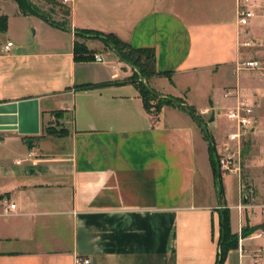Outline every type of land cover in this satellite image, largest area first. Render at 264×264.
<instances>
[{"label":"crops","instance_id":"crops-1","mask_svg":"<svg viewBox=\"0 0 264 264\" xmlns=\"http://www.w3.org/2000/svg\"><path fill=\"white\" fill-rule=\"evenodd\" d=\"M53 1L67 6V28L0 0L8 16L0 30V117L8 118L0 121V264H216L222 207L239 236L224 264H254L257 255L264 263V174L250 178L252 206L241 175L224 173L221 206L191 113L166 104L155 118L131 80L135 70L107 60L97 40L87 45L104 62L75 56L77 30L153 48L166 74L147 83L161 96L194 107L206 129L248 100L257 120L250 136L264 144V78L238 68L264 57V0H251L246 27L237 0ZM246 38L256 45L244 46ZM85 84L95 86L78 88ZM227 139L218 149H241Z\"/></svg>","mask_w":264,"mask_h":264},{"label":"trees","instance_id":"trees-1","mask_svg":"<svg viewBox=\"0 0 264 264\" xmlns=\"http://www.w3.org/2000/svg\"><path fill=\"white\" fill-rule=\"evenodd\" d=\"M22 10V13L36 14L45 20L49 21L51 24L56 25L58 27L67 28V24H61L59 22L54 21L53 19L47 17V15L39 9L31 0H16ZM48 2H54L53 0H47ZM69 14V10L67 15ZM8 27V16L2 15L0 16V30L5 31ZM94 34L96 37L101 38L103 41L108 42L113 46L117 56L124 62H127L132 66L135 70L134 74L131 77V80L135 82L141 92L143 97L146 109L151 114H155L154 117L157 118L160 109L162 106L166 104L176 105L180 107L186 108L194 119L198 122V124L202 127L203 132H205V137L209 140V153L210 160L212 165V170L214 174L215 186L217 189L219 203L222 206L223 204V173L221 172L219 161H218V152L216 142L207 134V129L205 128V122L201 118V115L197 112V110L192 106H187L182 104V100L178 98L172 97H163L159 92L153 89L145 79H150L154 76H158L162 73L157 69L156 66V51L153 48H135L130 44L119 39L115 34H102L98 32H94L92 30H77L76 36L77 38L81 36V34ZM94 51L88 49L85 44L79 43L76 41L75 44V56L78 61H89L93 59ZM95 85L85 84L79 85L78 88H91ZM158 98L159 102L156 105H152V101ZM155 108V110H152ZM204 124V125H203ZM220 238H219V253L217 257L216 264H224L228 252L238 247L239 245V236L234 233L231 226V215L230 210L228 208H220ZM254 229H257L254 228ZM250 229L248 227H244L242 229V235H246L249 233Z\"/></svg>","mask_w":264,"mask_h":264},{"label":"built area","instance_id":"built-area-1","mask_svg":"<svg viewBox=\"0 0 264 264\" xmlns=\"http://www.w3.org/2000/svg\"><path fill=\"white\" fill-rule=\"evenodd\" d=\"M237 10H238V23L240 26L246 27L249 25L254 12L251 9V0H237ZM245 33L246 30H244ZM244 46L253 47L256 45V40L253 38H246L242 43ZM13 46L12 41H8L5 45V50H10ZM95 60L97 62H104L105 59L101 54L95 55ZM239 69L257 71L264 74V57L243 59L238 62ZM231 90L226 92V96H234ZM220 113V112H219ZM225 115L229 120H231L235 126L236 130L228 134L227 138L230 142L237 141L239 146L241 145L242 138L247 136L256 127V116H255V106L248 100H240L236 105L226 109ZM218 161L220 165L221 172H237L241 174V153L240 148L238 151L233 150L228 143H225L222 149H218ZM244 198L251 202L252 206H255V200L257 198V188L254 183L244 184L243 191ZM261 208V214L264 219V202L259 205ZM16 205L10 203L5 206L6 213H10ZM242 205L239 209H242ZM259 237L264 239V228L258 233ZM77 264H92L91 260L88 258H77ZM254 264H264L261 260V256L257 255Z\"/></svg>","mask_w":264,"mask_h":264},{"label":"rangeland","instance_id":"rangeland-1","mask_svg":"<svg viewBox=\"0 0 264 264\" xmlns=\"http://www.w3.org/2000/svg\"><path fill=\"white\" fill-rule=\"evenodd\" d=\"M31 1L34 4H36V6L39 7V9H41V11H43L47 15V17L61 24L68 23L67 22L68 8L66 5L59 3V2H48L47 0H31ZM90 39L97 40L98 41L97 43H100L102 45L101 47L97 49L106 55L107 60H110L111 57L113 56L118 61H122L117 56L112 45H110L108 42L103 41L101 38L96 37L94 34H90V33L81 34V36L78 37L79 43L81 44L83 43L87 47H88L87 41H89ZM88 49L90 48L88 47ZM93 57H95V51H94ZM258 74H260V76L264 78V74L260 72H258ZM147 80L149 79H145V81ZM158 102H159V99L156 98L152 101V105H156ZM152 110H155V108H152ZM225 112H226V109L224 110V115L219 116V117L217 116V120L215 121V123L209 124L208 129L206 130L207 134L215 142L226 140L228 133L232 130L234 123L227 118V116L225 115ZM204 134L206 133L204 132ZM206 140L209 145V140L207 138ZM240 150H241L240 151L241 153V158H240L241 174L240 175L243 178V184H248L250 183L251 177L261 176L264 174V144L261 141H259V139L254 138L250 136V134H248L247 136L242 138ZM216 192H217V189H216Z\"/></svg>","mask_w":264,"mask_h":264},{"label":"water","instance_id":"water-1","mask_svg":"<svg viewBox=\"0 0 264 264\" xmlns=\"http://www.w3.org/2000/svg\"><path fill=\"white\" fill-rule=\"evenodd\" d=\"M4 108H5V107H3V106L0 108V110H1L0 112H1V113H3V112H4V111H3V110H4ZM6 119H8V118H7V117H5V116H1V117H0V121H1V122H3V121H4V120H6Z\"/></svg>","mask_w":264,"mask_h":264}]
</instances>
